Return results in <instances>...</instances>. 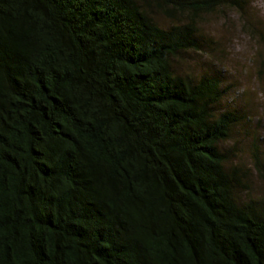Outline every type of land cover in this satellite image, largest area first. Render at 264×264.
<instances>
[{
  "label": "trees",
  "instance_id": "trees-1",
  "mask_svg": "<svg viewBox=\"0 0 264 264\" xmlns=\"http://www.w3.org/2000/svg\"><path fill=\"white\" fill-rule=\"evenodd\" d=\"M227 3L0 0V264H264L244 114L174 66Z\"/></svg>",
  "mask_w": 264,
  "mask_h": 264
},
{
  "label": "rangeland",
  "instance_id": "rangeland-1",
  "mask_svg": "<svg viewBox=\"0 0 264 264\" xmlns=\"http://www.w3.org/2000/svg\"><path fill=\"white\" fill-rule=\"evenodd\" d=\"M153 15L161 26L170 25L158 11ZM198 30L201 51L179 55L175 69L197 80L219 73L225 89L220 108L244 114L221 148L230 164L250 171L248 194L264 199V183L252 171L255 142L264 132V0H228L202 15ZM258 148L264 159L260 143Z\"/></svg>",
  "mask_w": 264,
  "mask_h": 264
}]
</instances>
